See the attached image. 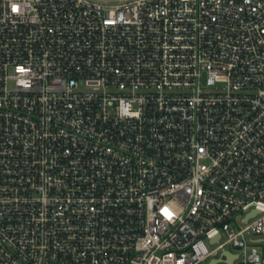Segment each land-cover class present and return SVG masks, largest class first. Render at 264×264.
<instances>
[{
	"label": "built area",
	"instance_id": "obj_1",
	"mask_svg": "<svg viewBox=\"0 0 264 264\" xmlns=\"http://www.w3.org/2000/svg\"><path fill=\"white\" fill-rule=\"evenodd\" d=\"M263 240L264 0H0V264Z\"/></svg>",
	"mask_w": 264,
	"mask_h": 264
},
{
	"label": "rangeland",
	"instance_id": "obj_2",
	"mask_svg": "<svg viewBox=\"0 0 264 264\" xmlns=\"http://www.w3.org/2000/svg\"><path fill=\"white\" fill-rule=\"evenodd\" d=\"M258 246H259L261 252L264 253V240L261 242H258Z\"/></svg>",
	"mask_w": 264,
	"mask_h": 264
},
{
	"label": "water",
	"instance_id": "obj_3",
	"mask_svg": "<svg viewBox=\"0 0 264 264\" xmlns=\"http://www.w3.org/2000/svg\"><path fill=\"white\" fill-rule=\"evenodd\" d=\"M255 212H256V210H253L252 212H250V214H253V213H255ZM250 214H249V215H250ZM227 254H228V252H227ZM232 261H233V260H232V259H230V261H229V262L231 263Z\"/></svg>",
	"mask_w": 264,
	"mask_h": 264
}]
</instances>
